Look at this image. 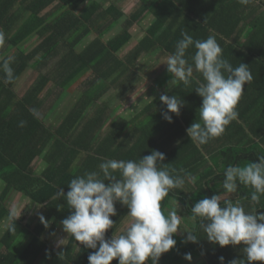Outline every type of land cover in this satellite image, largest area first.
Segmentation results:
<instances>
[{
	"label": "trees",
	"instance_id": "16d2710c",
	"mask_svg": "<svg viewBox=\"0 0 264 264\" xmlns=\"http://www.w3.org/2000/svg\"><path fill=\"white\" fill-rule=\"evenodd\" d=\"M50 1L52 0L46 2L43 0L39 7H30V5L23 7L29 18L28 20L25 19L27 21L16 33H12L11 30L17 18L13 6L15 1L0 0V31L4 30L6 32H3L5 35L3 44L9 47L17 46L33 32L46 31L45 25L40 22L39 11ZM60 1L66 2V0ZM254 1L249 0L247 4H241L239 0H140V9L135 16L144 9L155 14L156 21L149 32L156 33L158 29L163 27L165 29L164 35L167 36L166 38H170V41L164 39L165 44L163 45L167 48V52L171 54L175 51L178 41L182 39V31L188 32L194 39L203 40L212 29L228 41L224 45L225 52L230 53L228 55L231 58L230 62L233 67L245 63L253 76L257 71L255 68L264 63V0H256L259 3H254ZM109 11H112V9ZM177 15H186L185 17L188 16V19L186 22L178 21L179 23H176L174 22V16ZM164 21H168L165 27L166 22ZM47 28H50L49 24H47ZM175 35L177 38H172L173 40L169 37H175ZM127 41L128 37L124 34L122 37L114 38L106 44L100 40L92 42L80 55L72 54L71 50L64 60L60 59L55 65V68L57 67L55 72L62 76L61 81L57 83L63 90H67L71 83L79 79L90 66L95 68L96 65H102L104 70L97 73L101 78L110 75V72L112 74H116L120 70L122 72L127 68L126 60H115L111 52H117ZM158 41L159 43L163 42L162 38H159ZM146 42L148 41L142 40L140 42L138 50L136 49L133 52L132 58L137 59L144 50L148 49V46L154 45V41L149 44ZM47 43H49V38L43 39L27 52L20 50L13 56L14 60L11 62V66H16V69L13 72L14 79L12 81L24 69L28 60L34 58L42 49H46ZM2 46L0 45V47ZM192 51H195L194 47H190L187 54L192 53ZM6 58L8 57L6 56ZM110 58L112 61H109ZM4 59L5 57L0 64ZM198 78L202 80L201 75ZM48 80L47 75H40L38 81L22 97L14 99L15 95L11 96L10 93V96L2 102L3 106L0 108V180L3 181L4 186L0 194V211L5 209L2 201L8 196L9 192H20L32 202L42 204L45 207L44 219L47 223L50 219L54 222L48 231V234H51L56 223H61L71 211L64 198L57 196V191L62 188L66 195L69 190L68 183L72 178L83 175L85 172H99V165L106 159L94 153H99V151L90 150L96 131L93 125H87V130L82 135L75 136V138L71 136V141H67L66 136H63L62 128H65V126L62 125L57 129V132L63 139H61V144L69 143L71 145L70 149L67 150L66 145L63 146V149L56 147V150L51 153V157H57L58 160H53L41 177L36 175L31 165L33 159L48 144L57 143L54 140L52 142L47 141V138L44 141H39V144L32 141L33 136L35 139H42L44 133L48 132L39 119V109L42 107L43 101L38 98ZM195 80L193 79V84L197 86ZM12 81H7V86H10ZM246 86L244 94H242L236 106L238 117L226 127L221 136L210 140L207 144L200 145V147L192 142L190 138H187L183 139L176 149L166 152L165 147L169 140L173 138V135L165 134V131L161 134L154 133L166 130L164 128L167 120L162 116L153 115L151 118L153 128L139 127L134 129L136 131L133 134L131 133L137 140L134 152H131L128 147L126 155L125 151L122 152L123 147L120 148L119 146L115 154L108 156L109 158L116 157L118 160L132 159L131 153L135 155L142 146L147 144V146H152L153 150L165 154L162 166L175 169L176 175L185 178L184 186L171 190L168 196L161 201V207L167 215V208L171 207L170 204L173 200L180 203L186 216L191 220L192 231H196L194 234L197 235L198 240L195 243H184L185 235L177 231L174 234L177 244L161 255L158 264L188 263L189 260L184 258L186 253H191L192 259H197V262L193 264H221L220 256L225 257L224 264H228L233 259L240 260L241 264H247L246 256L242 251L244 247L242 243L221 247L208 241L206 234L199 228L200 220L194 219L191 214V206L204 196L210 197L213 194L226 192L222 186L223 171L229 164L243 166L250 161L257 160L258 155L264 154V68L263 76L253 78ZM90 89L88 88L83 92L84 97H89V99L93 95L92 89L94 88ZM172 90L170 96H180L184 101L183 108L190 104L188 101L190 96L195 98L191 84L184 86L182 83H178ZM89 99L86 104H88ZM155 104L156 102L151 105V108ZM33 109L36 111L33 112ZM21 121L26 122L25 126L20 127ZM123 127L128 129V125L125 123ZM168 127H171V123ZM13 135L15 142L12 141ZM55 135L59 137L56 133ZM78 138H80L79 141ZM74 146L84 148L86 154L80 159L79 167L73 170L71 163L78 153ZM200 148L207 154L201 152ZM151 151L150 149L148 154ZM205 155L207 158L209 156L211 164L208 163L209 161ZM178 156V159L182 160L183 163L174 165L172 159ZM136 158L138 157L133 159ZM117 175L119 174L117 173ZM253 191L254 189L250 186L240 185L235 193L226 198L240 200L246 211L256 208L257 213L264 212V195L260 197L257 204L250 199ZM115 207L117 214L111 217L115 225L107 230L106 238L111 237L113 234L119 235L121 232L117 234V231L128 217L129 210L127 206L116 202ZM44 228L45 224L41 222L40 218L38 220L20 217L13 219L0 234V264H37L39 262V264H89L88 255L94 251L93 249L84 247L83 244L77 242L70 235L62 248L54 249L49 245V236L42 237ZM111 264H118V261L114 259ZM146 264H152V261L149 260ZM253 264H264V262L255 261Z\"/></svg>",
	"mask_w": 264,
	"mask_h": 264
},
{
	"label": "crops",
	"instance_id": "0c3cea01",
	"mask_svg": "<svg viewBox=\"0 0 264 264\" xmlns=\"http://www.w3.org/2000/svg\"><path fill=\"white\" fill-rule=\"evenodd\" d=\"M14 1L15 4L13 6L17 18L11 30L12 33H16L29 18L28 13L23 10V7L29 5L30 7H39L43 3V0ZM46 1L47 0H44V2ZM254 3L259 2L255 0ZM110 9H112V11H109ZM139 9L140 0H66V2L52 0L50 3H46L39 11L40 22H43L46 31L33 32L17 46L9 47L3 44V46L0 47L1 62L4 57L6 59V56L13 57L20 50L27 52L38 45L43 39L49 38L46 49H42L34 58L28 60L24 69L17 75L15 80L12 81L10 86H7L8 83L5 79V74L3 70L0 69V108L3 106V100L7 99L10 93L11 96L15 95L14 99L20 98L38 81L40 75H47L49 78L43 90L38 95V98L43 101L42 107L39 109V119L48 132L44 133L45 135L42 139H35L33 136L32 141L35 144H39V141H44L47 138V141L50 140L52 142L54 140L57 143H50L49 141L50 144L33 159L31 165L36 175L39 177H41L47 166H49L53 160L57 159V157H51V153L56 150V147L63 149V146L66 145V147H68L67 150L70 149L71 145L69 143L61 144L63 139L57 132V129L62 125L65 126V128H62V134L66 136L67 141H71V136L75 138V136L82 135V133L87 130V125H93L96 131L91 144L92 149L90 150L99 151V153H94L108 160L116 158H109L108 156L115 154L119 146L120 148L123 147L122 152L125 151L124 153L126 155L128 147L131 152H134L135 142L137 141L136 137L131 135V133L133 134V132L136 131L134 129L139 127L145 129H148V127L153 128L151 125L152 116L156 115L163 117L162 113L167 111V107L160 100V96L162 94L170 96V91L173 92L172 88L174 87V85L170 83L172 74L167 71V64L164 63L171 54L167 52V48L163 45L165 44L164 39L168 38L164 35L165 29L163 27L158 29L156 33H150V28L156 21V16L147 9H144L140 14L138 13V15L135 16ZM185 16H174V22H186L188 16ZM192 19L194 18L192 17ZM164 22H166L164 25L165 27L168 21ZM47 24L50 25V28H47ZM3 32L5 31L3 30ZM124 34L127 35L128 41L117 52H111V55L115 60H126L127 68L122 70V72L120 70L117 72L118 74H112L110 72V75L101 78L97 73L104 69H102V65L97 66L94 63L96 65L95 68L91 66L88 67L85 73L72 83L67 90H63L60 87L58 83L61 81L62 76L55 72L57 70L55 65L60 59L64 60L65 56L69 55L71 50L72 54L80 55L92 42L94 43L100 40L106 44L114 38L122 37ZM209 35L215 36L217 42L223 49V56L231 61L228 55L230 53L227 51L225 52L224 46L228 41L212 29L204 39ZM169 37H171V39L177 38L176 35L175 37ZM159 38H162L163 42L159 43ZM142 40L148 41L146 42L148 44L154 41V45L148 46L147 50H144L137 59H134L132 58L133 52L136 49L138 50ZM194 52L195 51H192V53L187 54L189 62H191L190 56L194 54ZM109 61H112L111 58ZM263 68L264 63L257 66L255 68L257 71L254 70L255 73L253 78L257 76L262 77ZM12 69L14 72L16 66L12 67ZM193 76L194 79H199L198 76H200V74L194 71ZM75 83L81 86L76 92L71 90ZM191 85L195 98L190 96L188 100L190 104L184 106V108L181 106L179 115L176 113H169L172 116V122L167 121L171 123L170 128L168 127L169 123L166 125V122L164 128L166 130L154 132L156 134H161L165 131V134L173 135V138L169 140V143L165 147L166 152L176 149L183 139H189L190 137H188L186 129L193 122H199V108L202 103V98L196 95V86L193 83ZM246 85L247 83L244 88L247 87ZM88 88H94L92 89L93 95L90 96V99L89 97H84L83 94ZM60 92L62 93L57 95ZM113 92H116V94ZM57 97L59 101H61L55 109L57 114L48 112V109L46 111V107L50 106V104H54L53 102ZM178 98H180V96H178ZM88 99V104H86ZM155 102V106L151 108V105H154ZM186 117H188V119H186ZM124 123L128 125V129L123 127ZM55 133L59 137H57ZM158 139H160V137H158ZM79 140L80 138H78V141ZM12 141L15 142L14 135ZM74 147L78 153L71 163V168L73 170L79 167L80 159L86 154L84 148ZM152 148V146H147L146 144V146H142L135 155L131 153V158H140V156L147 155L150 149H154ZM200 151L207 154L201 148ZM205 157L207 158L206 155ZM178 158L179 156L172 159L174 165H176V163H178L177 165L183 163V161ZM207 159L209 161L208 163L211 164L209 156ZM116 160L118 159L116 158ZM3 186L4 183L0 180V194L3 191ZM186 189L188 190L189 188ZM232 194L233 193L225 192L220 195L222 199H224ZM19 195L20 198L18 197ZM16 199L19 201L17 204L18 213L15 212ZM25 199L27 200V204H24V201H26ZM30 201L28 197L22 195L20 192H9L8 196L2 201L5 209H1L0 211V234L9 226L13 219L20 217L26 219L35 218V220H38L40 215L45 213L46 209L42 204L40 205ZM28 202H30V204ZM170 206L169 209L167 208V212L176 211L178 216H180L181 223L177 231H183L182 224L184 223H189L191 227L189 230H192L191 220L186 216L182 205L173 200ZM13 212L15 216L11 215ZM130 222L131 218L127 217L123 221L122 226L118 229L117 234L122 232ZM53 223L52 219H50L47 223V227L44 228L42 237L49 236V245L54 249H60V247L62 248L64 245L57 246L54 245V242H58L60 239L65 238L66 240L64 243H66L69 234L63 231L61 223H56L52 233L48 234ZM195 262H197V259H191L188 263L184 264H193Z\"/></svg>",
	"mask_w": 264,
	"mask_h": 264
},
{
	"label": "clouds",
	"instance_id": "9594fccd",
	"mask_svg": "<svg viewBox=\"0 0 264 264\" xmlns=\"http://www.w3.org/2000/svg\"><path fill=\"white\" fill-rule=\"evenodd\" d=\"M239 2L247 4L249 0ZM181 37L164 63L172 74L171 85L189 86L193 83L194 71L202 76V80H195V92L202 98L199 122H193L186 129L190 140L200 146L221 136L238 117L236 106L245 84L250 83L253 76L247 64L233 67L223 56L215 36L194 39L182 31ZM4 40L5 35L0 31V45ZM190 47L195 48L191 62L187 57ZM13 60L14 57H8L0 64L9 82L14 79ZM160 100L167 107L162 113L163 118L172 122L169 113L179 115L184 101L167 94H162ZM25 123L21 121L20 127ZM164 160L165 154L158 150L139 159H108L99 165V172H85L72 178L66 195L62 188L57 191V196L64 198L71 210L61 221L63 231L84 247L94 250L88 255L89 264H111L114 259L118 264H146L149 260L158 264L161 255L177 244L174 234L180 227V216L176 211L165 215L161 201L171 190L182 188L185 178L176 175L175 169L162 166ZM223 177L222 186L227 193H235L240 185L250 186L254 189L250 199L258 204L264 195V154L243 166L229 164ZM116 202L127 206L131 222L119 235L106 238L107 230L115 225L111 217L117 214ZM191 214L200 220L199 228L208 241L221 247L242 243L247 264L264 262V212L257 213L256 208L246 211L240 200L222 199L220 194H213L192 205ZM11 215L15 216V213ZM40 220L47 227L42 214ZM194 233L196 231H187L183 242H197ZM65 240L60 239L58 246L64 245ZM184 258L190 261L191 253H186ZM219 260L224 264L225 257L220 256ZM228 264H241V261L233 259Z\"/></svg>",
	"mask_w": 264,
	"mask_h": 264
},
{
	"label": "rangeland",
	"instance_id": "374dc122",
	"mask_svg": "<svg viewBox=\"0 0 264 264\" xmlns=\"http://www.w3.org/2000/svg\"><path fill=\"white\" fill-rule=\"evenodd\" d=\"M82 79H83V77H82ZM71 85H72V83H71ZM81 88V86H80V84H77V83H75L74 84V86H73V88L71 89L72 91H74V92H76V91H78L79 89ZM62 92H60L59 94H57V95H60ZM114 94H116V92H113ZM64 95V94H63ZM129 98H132V97H129ZM59 102H61V101H59V99H58V97H57V99L53 102L54 104H50V106H47L46 107V111H47V109H48V112H51V113H53L54 112V114H57L56 113V111H55V109H56V107H57V105H58V103ZM60 108V107H59ZM19 198H20V195L18 196ZM24 200V199H23ZM26 200V199H25ZM16 208H15V212L16 213H18L19 211H17V204H18V200L16 199ZM31 202V201H30ZM30 202H28L29 204H30ZM12 204V203H11ZM24 204H27V200L26 201H24ZM12 206V205H11ZM191 223V222H190ZM182 228H183V231L182 232H180L182 235H187V231H192V230H189L191 227L189 226V223H184V224H182ZM63 239H65V238H63ZM52 244V243H51ZM54 245H57L58 246V244H57V241L56 242H54ZM195 258H193V260H194Z\"/></svg>",
	"mask_w": 264,
	"mask_h": 264
}]
</instances>
